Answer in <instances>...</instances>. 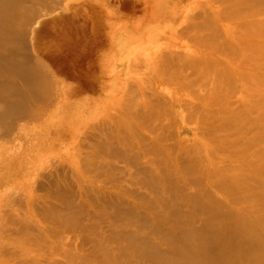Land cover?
Instances as JSON below:
<instances>
[{
    "label": "bare ground",
    "instance_id": "obj_1",
    "mask_svg": "<svg viewBox=\"0 0 264 264\" xmlns=\"http://www.w3.org/2000/svg\"><path fill=\"white\" fill-rule=\"evenodd\" d=\"M262 15L264 0H0V264H39L32 215L53 236L96 232L111 264L156 260L160 238L209 264L195 237L233 252L264 232ZM55 161L106 176L94 210L88 187L76 200L46 175Z\"/></svg>",
    "mask_w": 264,
    "mask_h": 264
},
{
    "label": "rangeland",
    "instance_id": "obj_2",
    "mask_svg": "<svg viewBox=\"0 0 264 264\" xmlns=\"http://www.w3.org/2000/svg\"><path fill=\"white\" fill-rule=\"evenodd\" d=\"M32 5V2H30ZM264 17V15H262ZM244 51V49H242ZM198 86H200V83H197ZM196 88V87H195ZM192 114V113H191ZM51 163V164H50ZM61 164V167L59 166ZM58 161L55 162H47L44 164L43 171L46 172V175L49 173L50 175L57 181L59 184H61L63 187L66 189H71V191H74L77 195L76 200L80 199V184L88 187V195H83V202L86 203L87 208H89L90 211L94 210L95 208H92V202L90 195L95 194L97 191L93 187H97L99 185H106L107 183L104 181L106 179V176L102 175H97L94 173L92 170H78V168L83 165L77 164V166L74 165H67L65 163H61ZM115 164V163H114ZM97 165H107L106 161H97ZM119 165H122L121 163ZM48 166V167H45ZM57 167V168H56ZM45 168V170H44ZM68 168V170H67ZM257 168L263 172L260 171H255L253 175H256L257 177L264 178V165H257ZM53 169V170H52ZM63 170V174L62 171ZM47 171L49 172L47 174ZM52 171V172H51ZM68 171V172H67ZM91 171V172H90ZM130 171H128L129 173ZM60 174V175H59ZM62 174V176H61ZM57 175V178H56ZM65 177H64V176ZM73 177V178H72ZM62 178V179H61ZM40 179V178H39ZM45 179V180H44ZM41 180V181H40ZM38 182L40 183H47L48 182V177L46 178H41ZM43 181V182H42ZM61 182V183H60ZM74 182V183H73ZM35 181L32 182L30 190L32 195L37 198L38 196L43 199V200H48V196L45 195L46 190H40L38 189V184L36 185ZM70 183V185H69ZM71 183H73L71 185ZM35 185V186H34ZM75 185V186H73ZM72 186V187H71ZM36 190V191H35ZM42 196V197H41ZM91 202V203H90ZM262 212L261 213V218L258 220L256 219L257 225L258 223H262L264 226V203L261 205ZM104 211V210H103ZM101 211V212H103ZM16 214L18 218L21 217V214L19 210H16ZM106 214V213H105ZM148 215H150L148 213ZM191 215V214H190ZM106 216V215H105ZM89 218V217H88ZM88 218L84 219V224H92L93 221L89 220ZM30 221V219H29ZM201 222L196 221V225H200ZM31 224L35 227V232L31 234V240H30V245L32 248L31 251V258L32 262L34 263L35 261L39 264H111L109 262H106L105 260L101 259L100 253L96 252L95 255H91L90 251L92 250L94 242L92 239L95 237L96 238V232L88 230L87 232H82L80 229L77 230V232L74 234L73 231H68L66 227H61L60 231L63 232V230H67L63 232L59 236H53L50 233H47V227L50 228L51 230H56L57 226L53 223H46L43 224V221L39 218L38 215H32L31 216ZM67 225V224H66ZM134 225V226H133ZM68 226V225H67ZM102 227L108 228L110 226V223L102 224ZM59 228V227H58ZM138 228L137 223H133L130 225V230L131 229H136ZM150 227H142V232L144 235H147L150 231ZM71 230V229H70ZM103 230V228L100 227L99 231ZM150 235V234H149ZM255 240L250 241L245 239V243L239 244L238 251H233L230 252L232 248V243H230L228 240L224 238V235H222L219 239H214L212 236L207 237L205 239H195L192 240L195 241L198 244H205L206 249L209 254L214 256V259L209 263V264H215L216 261L219 263L218 264H259L258 261L263 259L264 257V232H261L260 230L258 232L255 231L254 233ZM91 238V239H90ZM156 244L159 246V253L157 254H149V251L144 250V253L147 256H153L156 260L152 261H142V260H136L133 257H129V260H126L124 258L118 260V262H115L113 264H163L166 263L167 261L171 260V264H179V261H185L182 264H208L205 261L201 260H194L191 257L192 256H186V258L181 255H173L170 254L171 257H169V253L175 252V250H178V246L175 243H172L166 239H156L154 240ZM186 243L184 241L178 242L179 244H189L192 247H196L195 245H192L191 243L193 242ZM213 241L217 242L218 245L210 246L209 244L212 243ZM18 246L21 245L22 243V237L18 236L17 239ZM253 243V244H251ZM101 246L108 248L110 252H113L114 255L119 253L121 251V246H115L109 243H104L100 244ZM216 248V249H215ZM167 249H171L170 252L167 251ZM166 250L167 252H163ZM191 252V250H189ZM116 252V253H115ZM128 254H133L136 256V254L140 255L139 257L142 256V253L139 251V249H129ZM120 255V253L118 254ZM250 255V256H248ZM248 256V257H247ZM143 257V256H142ZM142 257L140 259H142ZM172 260H176L178 262H174Z\"/></svg>",
    "mask_w": 264,
    "mask_h": 264
}]
</instances>
